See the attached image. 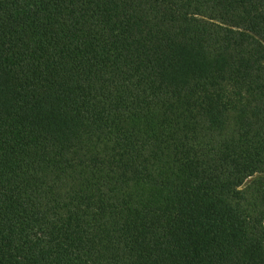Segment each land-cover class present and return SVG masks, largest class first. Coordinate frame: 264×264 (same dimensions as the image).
<instances>
[{"label":"trees","instance_id":"1","mask_svg":"<svg viewBox=\"0 0 264 264\" xmlns=\"http://www.w3.org/2000/svg\"><path fill=\"white\" fill-rule=\"evenodd\" d=\"M0 264H264V0H0Z\"/></svg>","mask_w":264,"mask_h":264}]
</instances>
